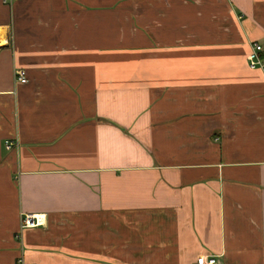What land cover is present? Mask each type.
<instances>
[{"label": "crops", "instance_id": "0c3cea01", "mask_svg": "<svg viewBox=\"0 0 264 264\" xmlns=\"http://www.w3.org/2000/svg\"><path fill=\"white\" fill-rule=\"evenodd\" d=\"M255 43L264 0H0V264H264Z\"/></svg>", "mask_w": 264, "mask_h": 264}, {"label": "built area", "instance_id": "2783aa9c", "mask_svg": "<svg viewBox=\"0 0 264 264\" xmlns=\"http://www.w3.org/2000/svg\"><path fill=\"white\" fill-rule=\"evenodd\" d=\"M16 1L21 0H3L4 4L12 5ZM249 68L252 71L261 70L264 72V48L261 44L255 43L252 47V51L248 56ZM16 82L20 84H27V80L25 75L22 72H18L16 74ZM13 143L8 144V149H11ZM16 147V145H14ZM22 230L25 229H34L35 227L42 226V219L39 216H25L22 220ZM197 264H221L218 258L213 256L207 257H199L197 260ZM22 264L23 261H22Z\"/></svg>", "mask_w": 264, "mask_h": 264}]
</instances>
